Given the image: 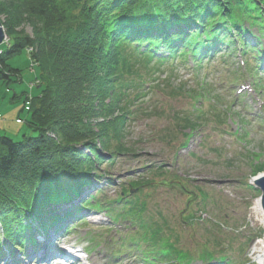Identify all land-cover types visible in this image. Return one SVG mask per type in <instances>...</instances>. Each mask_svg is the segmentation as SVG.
Wrapping results in <instances>:
<instances>
[{
	"label": "trees",
	"instance_id": "trees-1",
	"mask_svg": "<svg viewBox=\"0 0 264 264\" xmlns=\"http://www.w3.org/2000/svg\"><path fill=\"white\" fill-rule=\"evenodd\" d=\"M0 16L9 38L6 50L1 49L0 79L18 81L20 70L7 60L31 49L29 58L38 68L32 86L39 90L20 94L28 109L24 123L37 134H23L16 141L0 132V257L11 246L26 257L27 245L38 248L36 237L50 229L68 233V223L90 207L94 198L83 194L89 177L100 179L101 149L116 139L117 152H128L120 143L129 115L122 111L123 100L129 87L141 91L143 84L127 79L123 87L125 77L176 59L200 65L222 52L234 54L237 47L243 57L253 54L255 63L261 44L247 40L243 21L257 25L264 40V0H0ZM22 25L31 27V37ZM248 65L264 72L262 61ZM195 82L190 96L200 104L215 88L206 79ZM216 97L210 112L226 116L223 99ZM16 98L14 94L11 100ZM185 119L190 130L204 125L199 117ZM152 183L141 177L131 187L139 190ZM127 194L130 189L121 190L119 198L126 201ZM146 238L142 236L147 249L139 256L144 262L190 264V253L173 241L156 246ZM201 252L205 264H229L227 255L215 257L205 248Z\"/></svg>",
	"mask_w": 264,
	"mask_h": 264
},
{
	"label": "rangeland",
	"instance_id": "rangeland-1",
	"mask_svg": "<svg viewBox=\"0 0 264 264\" xmlns=\"http://www.w3.org/2000/svg\"><path fill=\"white\" fill-rule=\"evenodd\" d=\"M3 20L4 16H0V24ZM243 27L248 29V41L261 44L263 59L264 40L259 27L249 21H243ZM21 28L25 35L32 36L30 26ZM9 35L12 41L14 36ZM4 37L8 44L5 32ZM7 44H0V49L5 51ZM247 59L251 62L249 54ZM7 63L19 69L21 76L11 83L0 79V132L17 141L23 134H37L24 123L28 109L20 94L39 92L36 86L30 89L38 68L25 49L8 58ZM155 67L152 72L139 68V75L125 77L122 82L123 87L127 79H135V84L139 80L143 85L141 91L136 85L134 90L129 87L123 100L122 111L129 115L120 143L128 152H117L116 139H111L104 149L99 147L103 161L96 173L100 179L89 177L91 183L83 194L84 199L91 195V207L99 210L81 212L82 217L90 215L86 223L74 225L60 243L48 242L47 247L69 250L73 244L76 251L83 248L88 259L78 264H148L139 258L147 245L137 250L130 241L137 231L146 239L152 238L156 246L173 241L190 253V264H205L200 259L204 248L216 257L227 255L233 264H257L255 256L264 244V226L252 209L260 196L252 179L264 173V75L253 71L254 66H250L252 70L242 67L238 55L203 62L199 71L197 66L192 69L191 61L182 63L179 59ZM197 78L211 82L216 91L201 102L199 118L204 125L190 130L183 121L195 114L190 92ZM258 79L263 90L259 92L253 87V81ZM14 94L18 98L11 100ZM216 95L228 106L234 103V95L241 96L231 107L233 112L227 118L223 115L222 121L220 114L210 112L213 99H218ZM239 115L246 121L244 126ZM112 155L113 161L108 162ZM141 177L154 183L127 194L130 202L121 206L125 200L119 198L120 191L133 190L131 184ZM106 207L113 211L108 212ZM142 207L143 212L139 210ZM140 243L145 242L141 239ZM43 246L41 242L37 251ZM4 250L12 255V261L16 258L21 264L47 263L36 257H22L12 246Z\"/></svg>",
	"mask_w": 264,
	"mask_h": 264
},
{
	"label": "bare ground",
	"instance_id": "bare-ground-1",
	"mask_svg": "<svg viewBox=\"0 0 264 264\" xmlns=\"http://www.w3.org/2000/svg\"><path fill=\"white\" fill-rule=\"evenodd\" d=\"M143 48V47H142ZM237 53V54H236ZM236 55H238V58H239V55L240 53L239 52H236L235 51V54H230V56L232 57H236ZM261 175H264V173H262ZM256 179V177H255ZM254 179V181H255ZM252 209L254 210V213L261 219V222L264 226V216H263V213H262V210H261V206H260V201L259 199L255 202L254 206L252 207ZM50 232H52V229L49 230ZM47 246L45 247H42L39 251H38V254L39 255H50L51 253V250H49L48 248H46ZM70 251V253H73V255L77 256L76 254L79 253V256L78 257V261L80 260L81 262H84L85 261V258H84V254L85 252L83 251V249L81 250V253L78 252V251H75V247L74 245H70L68 247ZM4 260V259H3ZM255 261L257 262V264H264V244L260 247V249L258 250V253L257 255L255 256ZM6 263V262H5Z\"/></svg>",
	"mask_w": 264,
	"mask_h": 264
},
{
	"label": "water",
	"instance_id": "water-1",
	"mask_svg": "<svg viewBox=\"0 0 264 264\" xmlns=\"http://www.w3.org/2000/svg\"><path fill=\"white\" fill-rule=\"evenodd\" d=\"M3 39H4V32L0 24V44H2ZM253 184L261 192L260 206H261V210L264 216V175L257 176Z\"/></svg>",
	"mask_w": 264,
	"mask_h": 264
}]
</instances>
